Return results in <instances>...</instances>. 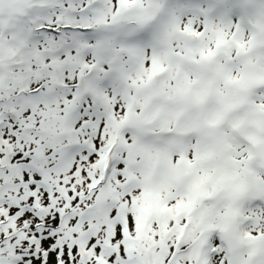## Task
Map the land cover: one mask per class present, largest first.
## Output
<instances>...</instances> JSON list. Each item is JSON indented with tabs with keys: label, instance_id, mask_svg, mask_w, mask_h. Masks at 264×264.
Listing matches in <instances>:
<instances>
[{
	"label": "snow or ice",
	"instance_id": "obj_1",
	"mask_svg": "<svg viewBox=\"0 0 264 264\" xmlns=\"http://www.w3.org/2000/svg\"><path fill=\"white\" fill-rule=\"evenodd\" d=\"M0 264H264V0H0Z\"/></svg>",
	"mask_w": 264,
	"mask_h": 264
}]
</instances>
